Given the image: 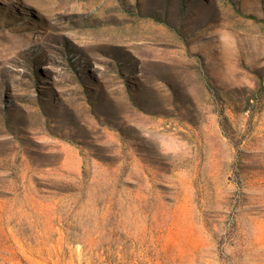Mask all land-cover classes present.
Segmentation results:
<instances>
[{
	"label": "rangeland",
	"instance_id": "rangeland-1",
	"mask_svg": "<svg viewBox=\"0 0 264 264\" xmlns=\"http://www.w3.org/2000/svg\"><path fill=\"white\" fill-rule=\"evenodd\" d=\"M0 264H264V0H0Z\"/></svg>",
	"mask_w": 264,
	"mask_h": 264
}]
</instances>
